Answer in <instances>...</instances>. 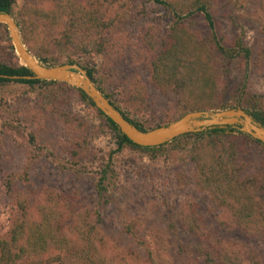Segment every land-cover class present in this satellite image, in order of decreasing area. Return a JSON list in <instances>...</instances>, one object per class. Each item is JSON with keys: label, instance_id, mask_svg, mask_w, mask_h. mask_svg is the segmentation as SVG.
Instances as JSON below:
<instances>
[{"label": "trees", "instance_id": "16d2710c", "mask_svg": "<svg viewBox=\"0 0 264 264\" xmlns=\"http://www.w3.org/2000/svg\"><path fill=\"white\" fill-rule=\"evenodd\" d=\"M261 1H258L261 11L256 8L249 15L252 22L262 24L256 28L260 34L264 33V0ZM14 4L15 0H0V11L13 15ZM215 6L216 0H140V7L135 12L144 13L147 9L160 8L172 24L160 34H156L151 27L141 30L139 38L149 50V72L143 81L136 79L131 82L122 106L115 103L111 94L103 91L100 86L103 69L95 67L90 60L91 54L105 49V32L110 30L115 17L108 14L110 10L106 4L100 0H48V6L44 9L27 5L14 16L22 43L32 56L41 63L78 64L126 121L139 129L167 123L190 109L231 108L236 101L264 125L261 96L245 90L239 93L240 74V79H236V75H232L234 79H226V74L231 70L227 62L235 58L247 61L250 56L259 60L261 53L259 50L253 52L235 35L228 38L216 35L213 19ZM126 9L121 7L120 17L128 16ZM195 15H199L205 23L202 33L186 26ZM48 29L53 31L50 39L45 33ZM50 41L68 50L64 61L58 62L49 56ZM29 75V71L17 62L7 40L6 28L0 24V85L14 81L32 88L38 92L39 108H50L55 113L63 104L64 93L61 90L66 88L75 92L83 104L95 111L100 119L98 126L109 130L115 137L116 147L111 151L126 147L143 152L148 157L185 151L191 167L177 180L193 185L210 202L216 211L212 217L215 230L211 231L201 224L195 203L188 199H184L176 213L170 212L166 227L173 231L176 220L181 232L196 240L194 249L199 254L200 264H257L236 239H222L215 233L217 229H234L248 236L255 235L261 241L264 254V163L250 169L248 162L240 156L244 138L257 143L264 151L257 139L240 131L230 133V129L208 128L184 132L164 144H134L121 135L110 119L95 108L82 92L63 81L9 78ZM148 89L164 97L173 94L175 105L180 106L178 115L171 117L161 109H153L151 104L154 102ZM138 111H144L145 117L142 118ZM75 121L76 118L67 117L63 120L69 126L74 125L73 131L78 134L76 146L81 150L71 153L70 164L62 166L67 170L77 168L75 158L81 153L87 156L86 147L81 146L89 142L87 126ZM237 138H241L242 142L239 143ZM32 140L33 134H29L28 141L31 143ZM28 153L17 179L29 185L31 193L26 200L16 198L13 211L8 216L6 237L0 236V264L172 263V259L165 256L168 252L167 241L157 228L147 229L157 256H141L128 247H120L113 238L99 230L97 224L102 216L101 208L109 201L105 185L114 176L108 157L97 168L93 182L96 205L90 206L76 193L48 184L35 190L28 172L40 158L39 147L32 144ZM10 184L7 178L4 189L9 191ZM116 217L119 231L136 238L141 222L126 218L118 210ZM137 239L136 242L142 241ZM186 264L196 262L189 259Z\"/></svg>", "mask_w": 264, "mask_h": 264}, {"label": "rangeland", "instance_id": "374dc122", "mask_svg": "<svg viewBox=\"0 0 264 264\" xmlns=\"http://www.w3.org/2000/svg\"><path fill=\"white\" fill-rule=\"evenodd\" d=\"M258 1L216 0L213 19L216 35H222L224 38L235 35L245 45L250 46L253 52L260 51L259 60L250 56L247 61L235 58L227 62L226 65L231 67V70L226 74V79H234L232 75L240 79V74L242 78L239 80V93L245 90L259 94L264 103V33L260 34L256 29L262 24L258 25L249 19L252 11L260 9ZM100 2L106 4L110 10L108 14L115 17L110 24V30L105 32V49L91 54L90 60L95 67L103 69V81L101 80L100 84L103 91L111 94L115 103L122 106L131 82L136 79L143 81L149 72V50L139 38L141 30L151 27L156 34H160L172 23L160 8L152 11L147 9L144 13L135 12L140 7V0ZM27 5L44 9L48 6V0H15L11 15L15 21L14 14ZM121 7H128V16L120 17ZM204 25L201 17L195 15L186 26L192 31L198 30L202 33ZM45 33L47 39H50L53 31L48 29ZM50 43L49 56L58 62L64 61L68 50L51 41ZM226 86L228 88V84ZM148 90L154 102L151 104L153 109H161L171 117L178 115L180 106L175 105L173 94L164 97ZM61 91L64 93L63 104L55 113L50 108H39L38 92L32 88L14 81L0 85V236L6 237L8 216L13 211L16 198L26 200L27 196H30L29 185L18 181L17 174L29 154L28 150L34 144L39 147L40 158L32 164L28 177L35 190L48 184L66 192L76 193L83 197L88 205L95 206L93 182L97 168L108 157L114 176L110 177L105 185L109 201L101 208L102 216L97 224L99 230L113 238L114 243L120 247H128L141 256H157L147 232L148 227L157 228L167 241L168 252L165 256L172 259L171 264H186L189 259L200 264L199 254L194 249L196 240L182 233L176 220L173 223V231L166 227V218L170 212L176 213L184 199H188L195 203L201 224L211 231L215 230L212 217L216 211L210 202L193 185L177 180L191 167L187 153L173 151L164 156L148 157L143 152L126 147L111 151L116 147V139L109 130L98 126L100 119L95 111L83 104L75 92L66 88ZM142 112L144 111H138V114L143 118L145 113ZM66 117L83 122L87 126L86 137L89 139L88 145L87 141L81 144L86 147L87 156L84 157L81 153L75 158L77 168L69 170L63 169L62 166L70 164L73 151L81 150L76 146L78 144L75 138L78 134L73 131L74 125L69 126L63 122ZM29 134H33L31 143L28 141ZM239 139V143L242 142L241 138ZM240 156L248 162L250 169L264 163V151L261 147L245 138ZM7 178L11 182L9 191L3 186ZM117 210L122 211L126 218L141 222L136 238L119 231ZM217 230L215 233L222 239H236L248 251L254 263L264 264L261 241L257 236H248L234 229ZM135 239L142 241L136 242Z\"/></svg>", "mask_w": 264, "mask_h": 264}, {"label": "water", "instance_id": "95a60500", "mask_svg": "<svg viewBox=\"0 0 264 264\" xmlns=\"http://www.w3.org/2000/svg\"><path fill=\"white\" fill-rule=\"evenodd\" d=\"M0 24L7 31V38L18 60L30 73L29 76H11L9 78L59 80L78 89L93 106L99 109L115 125L118 132L132 143L153 146L166 143L184 132L202 131L208 128H221L231 132H243L257 139L264 147V125L259 123L249 111L242 108L238 101L226 109L198 108L183 112L182 115L167 123L146 129L133 126L120 114L115 106L104 96L85 70L76 63L61 62L48 64L39 62L26 49L20 38L14 18L7 12L0 11ZM227 129V130H226Z\"/></svg>", "mask_w": 264, "mask_h": 264}]
</instances>
